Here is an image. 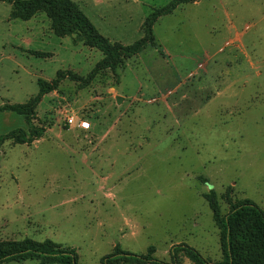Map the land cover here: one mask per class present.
Instances as JSON below:
<instances>
[{
  "label": "rangeland",
  "instance_id": "1",
  "mask_svg": "<svg viewBox=\"0 0 264 264\" xmlns=\"http://www.w3.org/2000/svg\"><path fill=\"white\" fill-rule=\"evenodd\" d=\"M73 1L103 36L127 45L171 0ZM10 12L0 0V102L24 103L38 78L85 76L102 58L75 35H55L44 12L28 20ZM153 34L157 47L88 86L64 79L46 94L34 120L45 127L40 139L1 145L0 240L50 239L74 248L76 264H101L117 243L135 254L152 245L172 264L184 244L219 264V229L203 194L214 189L222 214L228 188L232 200L264 211V0L183 3ZM68 115L90 128L68 125ZM1 120L2 133L27 129L14 112Z\"/></svg>",
  "mask_w": 264,
  "mask_h": 264
},
{
  "label": "trees",
  "instance_id": "2",
  "mask_svg": "<svg viewBox=\"0 0 264 264\" xmlns=\"http://www.w3.org/2000/svg\"><path fill=\"white\" fill-rule=\"evenodd\" d=\"M11 3V18L30 19L35 13L42 11L50 20V28L57 36L75 35L74 40L101 51L102 58L85 75L81 76L72 70H58L56 76L48 81L37 79L38 91L24 103H5L0 112H14L22 115L27 129L14 128L0 134V147L6 141L31 144L43 136L45 127L35 124L36 107L49 92L56 90L64 79L75 81L79 87L88 86L103 70H115L123 61L142 52L147 46L157 47L153 26L157 20L174 12L183 3L197 0H171L163 6L153 8L145 17L141 31L142 36L124 45L111 41L103 36L79 5L73 0H4ZM204 181H206L204 179ZM212 212V218L219 229L222 260L219 264H264V211L252 200L243 198L232 200L229 188L225 199L230 206L229 211L221 213L218 197L214 189L203 194ZM177 251L183 252L194 264H211L194 248L184 244L174 247L175 260L179 264ZM155 247L148 246L143 254H135L121 248L117 243L113 250L101 258V264H168L154 256ZM29 258L42 259L55 264H76L77 253L74 248L62 247L60 244L45 239L37 241L31 238L20 240H0V264L6 261H23Z\"/></svg>",
  "mask_w": 264,
  "mask_h": 264
},
{
  "label": "built area",
  "instance_id": "3",
  "mask_svg": "<svg viewBox=\"0 0 264 264\" xmlns=\"http://www.w3.org/2000/svg\"><path fill=\"white\" fill-rule=\"evenodd\" d=\"M66 122L70 126H76L81 129H89L90 122L82 117H75L74 115L66 116Z\"/></svg>",
  "mask_w": 264,
  "mask_h": 264
},
{
  "label": "crops",
  "instance_id": "4",
  "mask_svg": "<svg viewBox=\"0 0 264 264\" xmlns=\"http://www.w3.org/2000/svg\"><path fill=\"white\" fill-rule=\"evenodd\" d=\"M5 103H6V102H0V106L3 105V104H5ZM5 114H6V111H2V112H0V117H1V119H2V116L5 115ZM1 119H0V121H2ZM0 123H1V124H0V134H3V133H2V131H3V130H2V127L5 126L6 124H4V123H2V122H0ZM41 137H42V136H41ZM41 137H40V138H41ZM40 138H38V139H40ZM38 139H36V141H37ZM34 141H35V140H34Z\"/></svg>",
  "mask_w": 264,
  "mask_h": 264
}]
</instances>
